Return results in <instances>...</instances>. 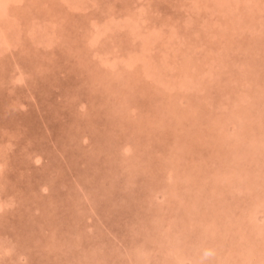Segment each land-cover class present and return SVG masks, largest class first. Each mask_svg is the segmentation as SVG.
Returning <instances> with one entry per match:
<instances>
[{
	"label": "rangeland",
	"instance_id": "1",
	"mask_svg": "<svg viewBox=\"0 0 264 264\" xmlns=\"http://www.w3.org/2000/svg\"><path fill=\"white\" fill-rule=\"evenodd\" d=\"M0 264H264V0H0Z\"/></svg>",
	"mask_w": 264,
	"mask_h": 264
},
{
	"label": "bare ground",
	"instance_id": "2",
	"mask_svg": "<svg viewBox=\"0 0 264 264\" xmlns=\"http://www.w3.org/2000/svg\"><path fill=\"white\" fill-rule=\"evenodd\" d=\"M203 87V86H202ZM208 88V87H207ZM250 96V95H249ZM186 207V206H185ZM185 209V208H184ZM213 223V222H212ZM206 234V233H205ZM192 241V240H191ZM211 251V250H210Z\"/></svg>",
	"mask_w": 264,
	"mask_h": 264
}]
</instances>
